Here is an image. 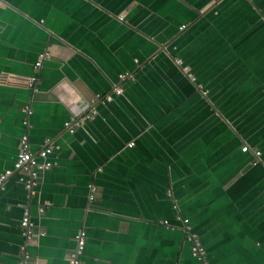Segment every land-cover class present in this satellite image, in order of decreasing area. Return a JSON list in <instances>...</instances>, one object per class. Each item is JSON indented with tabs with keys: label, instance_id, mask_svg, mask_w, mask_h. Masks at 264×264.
<instances>
[{
	"label": "crops",
	"instance_id": "crops-1",
	"mask_svg": "<svg viewBox=\"0 0 264 264\" xmlns=\"http://www.w3.org/2000/svg\"><path fill=\"white\" fill-rule=\"evenodd\" d=\"M25 104L30 151L48 140L55 165L33 194L2 183L0 264L24 208L41 264H68L81 230L79 264H203L177 214L206 264H264V0H0V172Z\"/></svg>",
	"mask_w": 264,
	"mask_h": 264
},
{
	"label": "built area",
	"instance_id": "built-area-1",
	"mask_svg": "<svg viewBox=\"0 0 264 264\" xmlns=\"http://www.w3.org/2000/svg\"><path fill=\"white\" fill-rule=\"evenodd\" d=\"M118 18L121 19V15H119ZM42 57L43 55L40 54L38 56V59L35 61L33 66L35 70L36 67L39 66ZM173 60L177 65L179 66L181 65V61L177 56H174ZM181 69L186 72L184 67H181ZM187 76L190 79H193L190 73H187ZM125 77H129L131 79V75L129 73L123 72L117 74V79L121 80ZM35 80L36 77L28 78L26 80V85L29 88L35 89L33 86ZM113 93L120 94L121 87L120 86L113 87ZM109 97H110L109 94H106L105 98L108 99ZM22 110L24 112V118L22 119L23 130L18 138L17 152L11 163V166L0 172V187L2 183L5 181V179L8 178L12 173L14 172L21 173L23 175L22 183L24 188L26 189L28 194H33L35 185L40 181L42 173L45 170L49 169L50 167L54 166L55 162L53 160L52 161L47 160L46 158L51 153V146L48 143V140L40 143L35 153L30 151L29 143H28V130L31 125L27 120V116L31 113V108L29 107V105L25 104L22 107ZM94 114H95V110L89 109L87 112H85L79 117L69 116L67 119L63 121L62 126L67 132L72 133L76 128L82 125L83 120L91 118ZM246 150H247V146L243 145L241 147V151H246ZM258 153L259 151L257 150L254 151V154L257 155ZM89 197L91 198V196ZM175 220L180 223V227L183 231L185 239H187L189 242L190 245L189 250L191 256L195 257L203 264H206L203 260L205 250L198 236L191 230L188 218L177 214L175 216ZM162 223L165 224L166 221L163 220ZM19 227L21 229L22 242L19 245L20 258L17 264H41L38 259L32 258L29 252L26 250L27 244L31 242V240L35 236H37L38 234H42L41 231H35L34 225L30 220L29 213L26 208L22 210L21 218L19 220ZM74 241H75L74 247L67 254L68 264L80 263L79 255L82 251L85 241L84 231L82 230L79 231L75 235Z\"/></svg>",
	"mask_w": 264,
	"mask_h": 264
},
{
	"label": "flooded vegetation",
	"instance_id": "flooded-vegetation-1",
	"mask_svg": "<svg viewBox=\"0 0 264 264\" xmlns=\"http://www.w3.org/2000/svg\"><path fill=\"white\" fill-rule=\"evenodd\" d=\"M190 251V250H189Z\"/></svg>",
	"mask_w": 264,
	"mask_h": 264
}]
</instances>
